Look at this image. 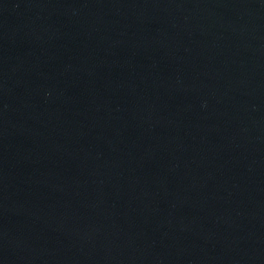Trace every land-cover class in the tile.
Wrapping results in <instances>:
<instances>
[{
    "label": "water",
    "instance_id": "95a60500",
    "mask_svg": "<svg viewBox=\"0 0 264 264\" xmlns=\"http://www.w3.org/2000/svg\"><path fill=\"white\" fill-rule=\"evenodd\" d=\"M0 264H264V0H0Z\"/></svg>",
    "mask_w": 264,
    "mask_h": 264
}]
</instances>
